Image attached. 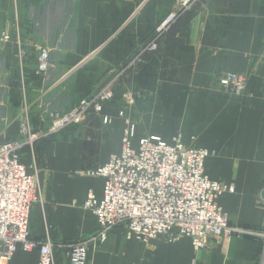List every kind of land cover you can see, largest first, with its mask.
Here are the masks:
<instances>
[{"label": "crops", "instance_id": "0c3cea01", "mask_svg": "<svg viewBox=\"0 0 264 264\" xmlns=\"http://www.w3.org/2000/svg\"><path fill=\"white\" fill-rule=\"evenodd\" d=\"M18 4L23 49L16 42L12 0H0V145L18 136L23 94L34 113L68 111L102 87L177 8V0ZM4 34L12 39L4 41ZM42 48L49 51L48 67L39 73ZM142 62L137 87L127 75L102 116L57 134L39 155L43 165L34 171L29 166L43 189V202L31 212L32 238L52 241L56 264H70L68 249L98 230L97 217L83 204L90 192L103 198L104 180L83 172L119 151L125 127L119 111L132 89L139 95L136 139L158 136L171 142L181 132L187 147L214 152L205 171L234 188L220 198L231 224L264 226V0H200ZM228 72L247 77L242 96L219 86ZM104 116L110 124L103 123ZM125 233L115 229L105 243L92 246L87 264H261L260 239L219 237L195 250L186 238L145 244L127 240ZM38 262L37 250L19 249L10 264Z\"/></svg>", "mask_w": 264, "mask_h": 264}, {"label": "built area", "instance_id": "2783aa9c", "mask_svg": "<svg viewBox=\"0 0 264 264\" xmlns=\"http://www.w3.org/2000/svg\"><path fill=\"white\" fill-rule=\"evenodd\" d=\"M199 1L177 0V8L156 27L144 51L157 52L166 32ZM15 25L16 42L23 49L20 22ZM4 37V41L11 40ZM41 52L39 71L44 72L48 67V52L46 49ZM220 84L242 95L246 79L229 73ZM110 89L109 83L71 112L53 114V131L70 123H80L89 110L102 113L105 104L113 98ZM110 122L111 119L105 117V123ZM126 124L120 151L113 154L107 164L85 173L105 181L103 198L99 200L90 192L84 202V208L96 215L99 232L68 249L70 264H87L90 248L106 242L118 227L126 228L129 241L148 243L162 237L173 242L187 238L196 250L206 248L208 240L214 237H262L257 232L230 224L228 213L219 200L223 194L233 193L234 188L213 181L206 174L205 161L214 155L212 152L186 147L182 135L175 136L172 143L160 137L137 140L135 125L128 119ZM20 148L19 142H8L0 147V264H10L19 249L29 253L37 250L38 264H56V248L52 241L47 238L39 242L30 238L37 182L19 160Z\"/></svg>", "mask_w": 264, "mask_h": 264}, {"label": "rangeland", "instance_id": "374dc122", "mask_svg": "<svg viewBox=\"0 0 264 264\" xmlns=\"http://www.w3.org/2000/svg\"><path fill=\"white\" fill-rule=\"evenodd\" d=\"M12 6H13V9H12L13 22H21V14H20L18 0H12ZM17 6H18V12H16ZM168 31L166 33H168ZM14 33L17 34L18 32L16 30H14ZM5 35H6V37H9V38L12 39V36L13 35H11V34H4L3 37H2V39H5V37H4ZM149 42H150V39L148 40V42H145L144 44H142L141 46H139L136 49V51L132 54V56L125 63H123V65H121L120 68L114 72L113 76L111 78H109L108 81H106L105 84L102 86V87H104L105 85H107V84L110 83L111 84L110 91H112V93H113L112 100L110 102L106 103L105 106L107 104H109V103H112L114 101L115 97H117L116 96L117 95L116 94L117 88L120 86V84L122 83V81H124V78L127 75H130L131 85L133 87H137L139 85V82L137 83V80H139L138 75L140 74L141 64L143 63L142 61H143L145 55H147V54L150 53L148 51H144V49H145L144 47ZM42 49H45V48H42ZM42 49H40V50H42ZM47 52H48V56H49V51L47 50ZM40 55H42V52H40ZM40 59H42V56H40ZM39 73H41V72L39 71ZM229 73H235V72H228V73H225L224 75H222L219 78V80H218L219 86L222 89H224L225 91H228L229 93H231L232 95H234L235 97L242 96L245 93L246 86H247V83H248L247 82V77L245 75H243V74L237 73V74L245 77V79H246V86H245V90H244L243 94L242 95H237L231 89H226L223 86H221V84H220L221 79L223 77H225ZM102 87H100L98 90H100ZM122 88H123V86H122ZM97 91L93 92L89 96H87L84 99L80 100L79 101V106L81 104V101L91 98ZM131 91L132 92L127 91V93L125 92V95H123V97H122V98H124L123 99V104H121L122 105V109L119 111V117L122 118L125 121V127L123 129V137H124V131L127 128V124H126V120L127 119L130 120L131 123H133L135 125V128H136V136H137V123L135 122V120L133 118V112L135 111V109L137 107V101H136V99L138 98L139 95L137 93H134L133 89ZM105 106H104V109H103V112L102 113H96L93 110H89L87 112L86 116L81 120L80 123H70L67 126H65L64 128H60L58 130L53 131V128H54V119L52 118V115L53 114L65 115V114L71 112L74 108H76L77 105L74 106L73 108L69 109L68 111L62 112V113H57V112H54V113H52V112L45 113L41 109L35 111L36 113H34L33 109L31 108V105L27 101V98L23 94L22 110H21V118H20L21 120H20V123H19V126H18V136L16 138H14V139H10V140L5 141L3 144L0 145V147H2L3 145H5L8 142H19V143H21V148L19 150V160L27 167L28 170H29L30 167L33 166L34 168H31L30 170L34 171L35 170V167L36 168H40L39 166L42 163V160L40 159L39 155H41L43 157V152H44L45 148L47 147L48 143H50L51 141H53L54 138L57 136V134H59V133H61L63 131H68V130L69 131H71V130L75 131V130L79 129L93 115L102 116L104 114V111H105ZM130 112H131L132 116H131ZM121 113H123L122 116L120 115ZM33 116H35V117L33 118ZM105 117L106 118H110L108 116L102 117L104 124H106L105 123ZM110 123H107V124H110ZM177 135H182L183 142H184V136H183V134L181 132H177L174 135V137L177 136ZM33 137H36V138L33 139ZM123 137H122V140H123ZM149 137H158V136H149ZM195 140H196V138L194 137L193 138V142ZM172 141H173V139L171 140V142H168V143H172ZM184 145L187 147V145L185 143H184ZM121 147H122V141H121ZM121 147H120V149H121ZM191 147L202 148V147H196V146H191ZM120 149H119V151H120ZM119 151H117V152H119ZM213 154L215 155L214 152H213ZM214 155H211V156H214ZM42 165H43V163H42ZM103 165H105V164H103ZM103 165L97 166L95 169L87 170V171L83 172V174L86 175L85 174L86 172L96 170V169H98L99 167H101ZM29 171H28V173H29ZM30 175L34 176L35 179H36V182H37L36 183V185H37V189H36L37 201H36V203L32 207V210H33V208L37 204L43 202V189H42L40 183L38 182L37 175H35V174H30ZM89 177H92V176H89ZM104 185H105V181H104ZM225 185L226 186H229L227 184H225ZM229 187H232V186H229ZM260 199L262 201H264V185H263V187L261 189V192H260ZM83 207H84V204H83ZM32 210H31V212H32ZM228 216H229V214H228ZM230 224H231V221H230ZM98 225H99V223H98ZM232 226L240 227L238 225H232ZM30 227H31V217H30ZM118 228H124L125 229V232H126L125 235H126V239H127V231H126V228L125 227H118ZM118 228H116V229H118ZM240 228H243L245 230H249V231H253V232L259 233L260 236H262V237H256L255 239H260L261 241H264V226L263 227H260L258 229L245 228V227H240ZM98 232H99V226H98V230H97V232L95 234H97ZM246 237L254 238L253 236H250V235H246ZM30 238H31V240L36 241V240H34L32 238L31 228H30ZM216 238H219V237H214L212 239H209L208 240V243H207V247H209L211 245L212 241L214 239H216ZM221 238L228 239L225 236L224 237L221 236ZM154 240H156V239H154ZM151 241H153V240H151ZM39 242H41V241H39ZM137 242H139V241H137ZM150 242H148V243H150ZM140 243H142V242H140ZM148 243H145V244H148ZM99 244H103V243H99ZM200 250H202V249H200ZM87 257H88V254H87ZM261 264H264V244H263V247H262Z\"/></svg>", "mask_w": 264, "mask_h": 264}]
</instances>
